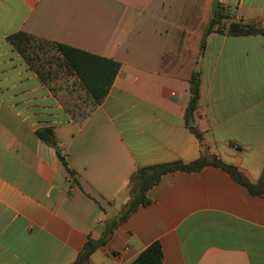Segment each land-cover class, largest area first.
Instances as JSON below:
<instances>
[{"label": "crops", "instance_id": "0c3cea01", "mask_svg": "<svg viewBox=\"0 0 264 264\" xmlns=\"http://www.w3.org/2000/svg\"><path fill=\"white\" fill-rule=\"evenodd\" d=\"M211 3L0 0V264H72L127 204L138 168L215 157L260 179L264 33L206 34ZM219 3L264 28V0ZM18 32L117 62L104 101L91 108L73 75L60 88L39 78L8 40ZM77 94L84 114L69 106ZM41 128L54 130L66 168ZM146 197L87 264H131L156 241L160 264H264V198L222 168L166 173Z\"/></svg>", "mask_w": 264, "mask_h": 264}, {"label": "trees", "instance_id": "16d2710c", "mask_svg": "<svg viewBox=\"0 0 264 264\" xmlns=\"http://www.w3.org/2000/svg\"><path fill=\"white\" fill-rule=\"evenodd\" d=\"M211 31L225 33L229 36H250L263 34L264 28H257L254 23L232 20L230 12L224 10L219 3L218 8L212 12L206 34ZM8 40L14 50L25 60L37 76L44 80L42 71L38 68V55L32 48V43H34L35 39L26 33L18 32L10 35ZM202 44H204V40ZM54 47L61 58L60 61L58 60L60 62L59 67L78 80L79 86L90 100L91 108L99 106L109 92L114 78L118 73L119 64L113 60L70 46L55 44ZM199 83V75L198 73H194L189 79L190 100L186 112L187 118L191 116L192 112L197 107ZM191 129L195 136L200 139V134L193 128ZM35 134L40 140L55 150L60 162L66 168L65 159L57 146L54 130L52 128H41L36 130ZM208 165L222 168L236 182L245 187L250 194L264 198V171L256 183H250L234 166L224 164L215 157H212L210 160L202 158L186 165L180 162H174L138 168L132 173L128 181L129 201L127 204L111 221L105 223L104 231L98 240L94 241L88 238L85 241L72 264H87L90 255L98 247L107 243L114 230L123 223L138 206L145 205L148 202L146 197L148 190L157 184L162 175L174 171H198ZM161 261V246L160 243L156 241L141 252L131 264H160Z\"/></svg>", "mask_w": 264, "mask_h": 264}, {"label": "rangeland", "instance_id": "374dc122", "mask_svg": "<svg viewBox=\"0 0 264 264\" xmlns=\"http://www.w3.org/2000/svg\"><path fill=\"white\" fill-rule=\"evenodd\" d=\"M33 51L38 55V68L42 71L44 80L48 81L55 88H60L62 86H68L69 76L66 72L59 67L60 62L57 59V50L54 46L43 43L36 42L32 43ZM79 96V100L69 101V106L75 105L76 113L84 114L88 111L89 103L84 100L82 96Z\"/></svg>", "mask_w": 264, "mask_h": 264}, {"label": "water", "instance_id": "95a60500", "mask_svg": "<svg viewBox=\"0 0 264 264\" xmlns=\"http://www.w3.org/2000/svg\"><path fill=\"white\" fill-rule=\"evenodd\" d=\"M218 5H219V0H212L211 8L213 10H216L218 8ZM189 123L190 125H192L191 118L189 119Z\"/></svg>", "mask_w": 264, "mask_h": 264}]
</instances>
